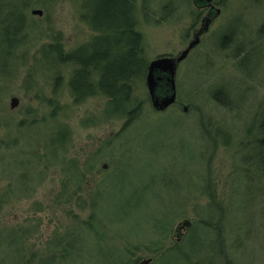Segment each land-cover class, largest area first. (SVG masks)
<instances>
[{
  "label": "rangeland",
  "instance_id": "1",
  "mask_svg": "<svg viewBox=\"0 0 264 264\" xmlns=\"http://www.w3.org/2000/svg\"><path fill=\"white\" fill-rule=\"evenodd\" d=\"M2 1L23 23L18 33L0 6V245L12 255L0 264L60 256L58 241L73 236L76 254L61 264H264V0L209 1L220 11L177 62L164 110L151 104L148 65L182 54L211 5L156 0L147 21L139 4L148 63L132 95L141 113L128 124L106 111V96L74 101L71 64L56 78L37 63L42 44L67 52L98 34L81 0ZM167 249L177 256L161 258Z\"/></svg>",
  "mask_w": 264,
  "mask_h": 264
},
{
  "label": "trees",
  "instance_id": "2",
  "mask_svg": "<svg viewBox=\"0 0 264 264\" xmlns=\"http://www.w3.org/2000/svg\"><path fill=\"white\" fill-rule=\"evenodd\" d=\"M81 1L86 22L90 24V27L95 29L98 34L92 37L91 40L67 52H64L59 43L42 44L38 51L37 63L45 66H52V73L54 74L55 72L57 73V68H59V66L65 63L71 64L74 68L69 77L68 87L69 93L75 102L79 103L93 95L106 96L108 98L106 107L107 112L113 115L126 116V124L136 121L141 113V102L135 98L133 99V90L135 89V85L139 83L138 80L144 78L146 75L148 63L144 56L142 34L137 29L138 21L136 8H138L140 4L143 18L149 21L150 16H153L152 11L155 9L152 4L153 2L155 3L156 0ZM10 4L11 3L5 6L4 2L0 0L1 8H5L11 13L15 8L14 6L9 7ZM164 10L166 9L164 8ZM167 10L166 13L169 14L171 11H169L170 9ZM166 13L165 15H167ZM11 14H14L16 19H18L19 26L16 28V31L21 33L22 18L17 16V13ZM6 27L9 26L7 25ZM263 28L264 23L260 26L259 31ZM10 36L13 35L10 34ZM7 41L12 42L11 38H8ZM55 76L59 78L60 75L55 74ZM56 78L55 83L58 81ZM214 98L219 100L220 103L225 104L222 97L218 96L216 93H214ZM261 120H263L261 122L263 128L264 112L262 113ZM63 135L64 133H59V131L52 132L51 137H53V142L51 143V148L46 151L53 153L52 156L54 157L59 155L57 150L62 146L60 141L64 138ZM263 139L264 138H261V140H259L260 144L263 142ZM260 154H262V152H260ZM95 161L96 155L94 157V162ZM71 166L72 165H70V168ZM79 173L80 178H82L83 171L79 170ZM81 180L82 179H80V182ZM29 188V185L23 186L24 190H28ZM8 235L14 238L16 243L19 242L20 234L16 236L11 234ZM75 239V236H73L71 240H67L64 244L58 241V246H60V250H62L60 256H58L56 252H52L45 257L43 256L37 263L61 264L67 262L68 259L66 260V258H68L69 255L73 254L75 256L76 254L69 249V247L73 246V241ZM7 243L5 241L3 246L0 245V257H2L4 262L10 263L12 261L7 260L11 259L12 255H8L4 252ZM12 244L13 242L10 241L8 245ZM158 245L152 252V255H155L156 251H159L163 246L161 243ZM20 248L21 247H19L18 259L22 258L23 261L26 259L30 262V256H27V253H24L22 251L23 249ZM167 251L168 253H164L161 258L167 257L170 255L169 253L177 256V253L173 249H167ZM71 258L72 260L74 259V257Z\"/></svg>",
  "mask_w": 264,
  "mask_h": 264
},
{
  "label": "water",
  "instance_id": "3",
  "mask_svg": "<svg viewBox=\"0 0 264 264\" xmlns=\"http://www.w3.org/2000/svg\"><path fill=\"white\" fill-rule=\"evenodd\" d=\"M209 1L210 0H193L197 7L209 5ZM216 12L218 11L214 10V8L210 9L207 17L203 18L202 27L196 33L195 39L190 42L189 46L182 52V54L176 58L169 56L158 57L149 63L146 75V87L151 104L156 110H164L174 102V75L176 72V64L186 55L189 48L198 42L200 34L206 30L212 15L217 14ZM33 13L41 14L42 11L37 9L33 10ZM17 100L18 99L15 97L11 99V107L15 106ZM186 224H188V221L179 222L176 231L183 228ZM148 261L149 259L143 261L141 264H146Z\"/></svg>",
  "mask_w": 264,
  "mask_h": 264
},
{
  "label": "bare ground",
  "instance_id": "4",
  "mask_svg": "<svg viewBox=\"0 0 264 264\" xmlns=\"http://www.w3.org/2000/svg\"><path fill=\"white\" fill-rule=\"evenodd\" d=\"M214 10H216V11H218V12L220 11V9L217 8V7H215ZM41 11H42V10H41ZM216 13H217V12H216ZM176 228H177V226H176ZM176 228H175V233L178 234L180 229H179L178 231H176Z\"/></svg>",
  "mask_w": 264,
  "mask_h": 264
},
{
  "label": "flooded vegetation",
  "instance_id": "5",
  "mask_svg": "<svg viewBox=\"0 0 264 264\" xmlns=\"http://www.w3.org/2000/svg\"><path fill=\"white\" fill-rule=\"evenodd\" d=\"M210 5H211V6H210V8H209V11H210L211 8H215V7H214L215 5H213V4H211V3H210ZM209 11H208V12H209ZM217 13H219V12H217ZM207 27H208V26H207ZM206 29H207V28H206ZM196 32H198V29L196 30ZM196 32H195V33H196ZM203 32H204V31H203ZM203 32H202V33H203ZM202 33H201V34H202ZM201 34H200V35H201Z\"/></svg>",
  "mask_w": 264,
  "mask_h": 264
}]
</instances>
